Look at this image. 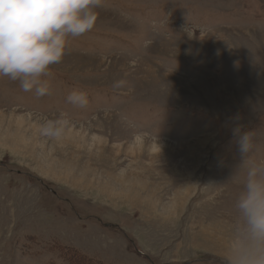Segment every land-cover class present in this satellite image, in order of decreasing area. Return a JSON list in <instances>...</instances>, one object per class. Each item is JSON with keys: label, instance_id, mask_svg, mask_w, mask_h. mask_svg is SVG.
<instances>
[{"label": "rangeland", "instance_id": "rangeland-1", "mask_svg": "<svg viewBox=\"0 0 264 264\" xmlns=\"http://www.w3.org/2000/svg\"><path fill=\"white\" fill-rule=\"evenodd\" d=\"M97 12L42 77L51 95L0 77V264H238L247 168L232 133H252L248 167L264 163V0ZM61 113L66 135L43 136Z\"/></svg>", "mask_w": 264, "mask_h": 264}, {"label": "clouds", "instance_id": "clouds-1", "mask_svg": "<svg viewBox=\"0 0 264 264\" xmlns=\"http://www.w3.org/2000/svg\"><path fill=\"white\" fill-rule=\"evenodd\" d=\"M106 0H0V77L19 81L24 92L37 98L51 95L47 80L50 66L62 62L67 53V39L80 37L94 29ZM114 83L115 88L126 85ZM67 102L77 108L87 107L86 93L73 91ZM65 113L46 119L41 134L60 141L69 128ZM233 138L246 167V181L236 208L243 220V236L248 242L238 264H264V163L247 166L253 149L252 133L237 126Z\"/></svg>", "mask_w": 264, "mask_h": 264}]
</instances>
